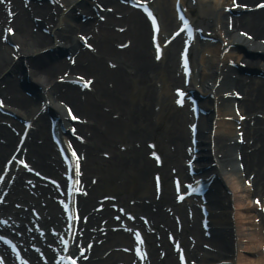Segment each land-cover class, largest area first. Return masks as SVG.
Instances as JSON below:
<instances>
[{
	"label": "bare ground",
	"instance_id": "bare-ground-1",
	"mask_svg": "<svg viewBox=\"0 0 264 264\" xmlns=\"http://www.w3.org/2000/svg\"><path fill=\"white\" fill-rule=\"evenodd\" d=\"M97 1L100 5L115 7L114 12L102 11L103 22H100L103 17L98 21L94 15L92 0H10V8L0 0V35L3 36V42L0 39V96L16 119L0 115V174L3 162L15 150V132L23 127L18 119L24 118L31 119V124L22 149L15 156H23L30 168L40 175L38 178L31 176L25 173L27 169L14 163L10 172L4 173V182L0 183V200L4 197L0 201V234L14 235L15 238L9 237L12 246L21 248L29 264H53L49 259L53 253L57 251L61 255L67 248L69 253H75L77 244L85 248L83 264H139L135 253L128 249L130 244L134 245L135 229L141 236L144 234L146 246L142 247L144 253L140 258L145 259L146 264H177L172 241H177L180 251L197 264H264V214L255 209L259 204L251 205L253 199L264 192V79L240 75L235 68L223 69L226 58L234 57L236 62H247L248 73L256 69L264 73V55L252 58L245 49L240 52L237 49L251 44L249 49L264 53V43L260 39H264V8L231 13V30L226 21L229 14L220 7L232 6L231 0H209L208 6L205 4L201 9L206 23L203 27L198 25L199 30L203 28V33L227 41V45L232 43L234 47L223 55L224 44L221 46L219 40L205 43L198 56L201 72L193 84L199 83L196 89L204 95L213 93L216 79L220 80L214 89L218 103L215 112L198 119L197 165L208 166L201 174L213 178L209 196L217 210L213 211L210 227L204 226L208 237L204 235L203 225L200 228L196 224L198 213L193 203H188L191 199L176 206L168 195L170 189L166 179L170 170L166 167L171 165L172 169L182 170L178 159L184 155L185 137L180 125L188 110L173 115L167 139L163 137L162 143L160 135L154 132L159 125L151 120L154 106L161 101L165 107L168 93L165 90L161 96L157 95L151 79L161 77L164 89L180 82L174 72L178 65L175 51L179 44L173 40L164 46V55L158 64L154 53H150L151 34L144 16L119 5L116 0ZM237 1L248 5L254 0ZM155 5L162 30H170L176 24L170 0H156ZM79 16L85 17V21ZM240 26L251 29L253 39L237 33L243 29ZM77 33L90 36L94 51L78 45ZM204 51L209 55L205 56ZM60 53L75 54L74 66L60 58ZM162 61L167 64L162 66ZM76 73L91 77L90 90L84 91L68 82V79H76ZM58 74L64 82L59 81ZM233 93L242 94L243 99L236 100L241 111L239 115L233 114L231 108L234 100L230 95ZM208 103V98H204L202 104L206 110ZM68 106L74 108L73 116H81L79 123L66 116L65 107ZM244 112L242 145L237 142L234 122L224 117L235 119ZM52 114L64 127L75 126V132L83 137L75 146L82 156L84 191L77 196L80 219L76 231L73 227L68 237L72 243L70 248L56 240L62 235L61 227L65 222L59 205L64 183L63 166L49 137V116ZM211 125L215 129L213 140L208 135ZM184 127H188L189 133L192 131V125L185 123ZM152 141H158L162 153L159 154L163 161L159 168L148 157ZM209 141L210 146L213 145L212 153ZM236 151L244 170L254 175L248 186L243 184L247 177L242 178V171L234 167ZM159 173L163 180L162 191L155 198L159 193L154 179ZM42 174L50 177L47 178L50 182ZM133 184H136V192L132 190ZM104 189L108 191L104 194L107 198H103V208L94 211V202L102 198ZM113 196L116 200L110 199ZM203 199H196L199 207L205 205ZM114 204L124 206V214L137 213V218L132 224L125 220L127 214L115 220L112 215L116 212L111 210ZM165 205L174 210L171 216L163 209ZM139 214L146 217L147 223L138 219ZM6 223L8 230L3 227ZM50 229L56 230L55 235L49 234ZM128 229L133 232L130 234ZM202 243H208L211 250L206 252ZM124 247L127 249L123 251ZM0 254L4 258L0 262L14 264L8 249L1 245Z\"/></svg>",
	"mask_w": 264,
	"mask_h": 264
},
{
	"label": "rangeland",
	"instance_id": "rangeland-1",
	"mask_svg": "<svg viewBox=\"0 0 264 264\" xmlns=\"http://www.w3.org/2000/svg\"><path fill=\"white\" fill-rule=\"evenodd\" d=\"M200 5V4H199ZM199 5H198V7H197V10H196V13H197V16H198V22L199 21H202L203 20V18L200 16V18H199ZM200 23V22H199ZM240 27H242V28H244L245 30H248L249 32H251V29H249V28H247V27H245V26H240ZM156 80H158L157 82L158 83H160V85H161V87H160V90L157 92V95L159 94V96H161L162 95V93H163V91H165V90H167V101H165L166 102V104H165V107L163 106V102H159L158 101V110H154V111H152L153 113L155 112L157 115H156V122H158V124L157 125H159L158 127H157V129H154V132L155 133H158L157 135H160V138H159V141H161V139L164 137L165 139H167V132H169L168 130V126L170 127L171 126V123H172V121H170L172 118H173V115H175L176 113H178V112H180V110H174L173 108H172V106H171V102H170V92H169V88L171 87V85L170 86H168V89H164V85H163V83H161V79L160 78H156L155 79V81ZM152 86H153V84H152ZM133 94H134V96L136 97L137 96V94H135V92H133ZM168 104H169V106H168ZM155 117V116H154ZM153 118H151V120H152ZM153 124H155L154 122H152ZM180 130H184L183 129V126L182 125H180ZM161 143H162V141H161ZM149 181V180H148ZM150 182V181H149ZM136 184H133V188H132V190H134L135 192L137 191V187L135 186ZM108 190V189H107ZM103 191H105L106 192V190H103Z\"/></svg>",
	"mask_w": 264,
	"mask_h": 264
},
{
	"label": "snow or ice",
	"instance_id": "snow-or-ice-1",
	"mask_svg": "<svg viewBox=\"0 0 264 264\" xmlns=\"http://www.w3.org/2000/svg\"><path fill=\"white\" fill-rule=\"evenodd\" d=\"M261 6H264V0H262V5ZM149 15L151 16V13H149ZM180 19L182 21H184V23L187 25V21L184 20V16L183 15L180 16ZM152 20H153V25H155V17H153ZM9 31H11V29H9ZM189 35H191V33H189ZM165 42H167V41H165ZM89 47H91V45H89ZM157 52L159 53V45H157ZM157 58H159V56H157ZM177 92H180V89H177ZM181 95H183V93H181ZM2 103L3 102L0 101V104H2ZM105 155H107V153H105ZM20 163L24 164L25 162L23 160H21ZM189 163H191V161H189ZM257 202L259 203L258 200H257ZM85 219H86V217H85ZM181 260H183V256H181Z\"/></svg>",
	"mask_w": 264,
	"mask_h": 264
}]
</instances>
